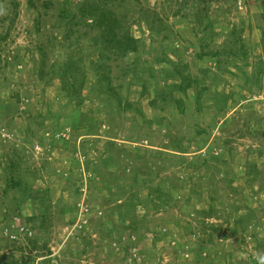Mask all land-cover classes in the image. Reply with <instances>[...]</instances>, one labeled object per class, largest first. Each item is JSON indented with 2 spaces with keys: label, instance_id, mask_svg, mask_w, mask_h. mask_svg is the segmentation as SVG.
I'll use <instances>...</instances> for the list:
<instances>
[{
  "label": "rangeland",
  "instance_id": "rangeland-1",
  "mask_svg": "<svg viewBox=\"0 0 264 264\" xmlns=\"http://www.w3.org/2000/svg\"><path fill=\"white\" fill-rule=\"evenodd\" d=\"M257 263L264 0H0V264Z\"/></svg>",
  "mask_w": 264,
  "mask_h": 264
},
{
  "label": "trees",
  "instance_id": "trees-1",
  "mask_svg": "<svg viewBox=\"0 0 264 264\" xmlns=\"http://www.w3.org/2000/svg\"><path fill=\"white\" fill-rule=\"evenodd\" d=\"M100 9L101 7L97 2L95 3L94 6L90 5L87 9L80 7L78 9V11L80 12H71V11L68 12L66 9H63L60 15L62 16L61 17L62 20H66L69 22L70 25L72 24L75 25L76 27L84 18L94 17V15ZM100 15L101 16L97 19V26L103 30V33L106 34V38L108 39V43L110 47H113L112 45L116 44L115 47L118 50L116 53L119 57L124 58V56H126L128 53L137 51L136 39L131 37L129 34L120 35L115 30V23H114L115 21L113 22L112 20H109L106 14L100 13ZM68 31L71 33L75 32L72 26L68 29ZM2 40H5V38L3 37ZM213 54H214L213 56L215 57L219 55L218 52H215ZM74 65H76V63L74 60L71 59V62H69L67 66L68 69L67 71L73 74L75 67ZM77 69L79 68L77 67ZM77 69L75 68V71H77ZM72 77H75V74L72 75ZM190 87H193L192 83L185 86L182 85L180 89L183 91H187ZM17 167L18 166H16L15 164H12V171L13 172L18 171V169H16ZM7 184H8V189L17 190L20 192V198L18 199V203L23 204L27 201L36 200V198L34 197L32 187L27 182L21 180L20 178L12 176L10 180H8Z\"/></svg>",
  "mask_w": 264,
  "mask_h": 264
},
{
  "label": "built area",
  "instance_id": "built-area-1",
  "mask_svg": "<svg viewBox=\"0 0 264 264\" xmlns=\"http://www.w3.org/2000/svg\"><path fill=\"white\" fill-rule=\"evenodd\" d=\"M85 211H88V209H86ZM84 214V213H83ZM86 214V213H85ZM87 220L85 219V220H82V222H81V224H79V228H83L84 227V225H86L87 224ZM76 227H77V225H76ZM9 233V231L7 232V234ZM16 233H18V234H20V235H22V234H32V232L28 229V228H26V226H20V228L17 230V232ZM12 237V239H17V235H13V236H11Z\"/></svg>",
  "mask_w": 264,
  "mask_h": 264
}]
</instances>
